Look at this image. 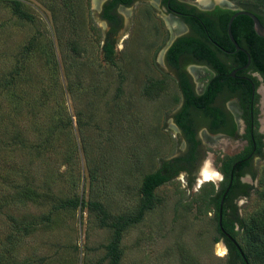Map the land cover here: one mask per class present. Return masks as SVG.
<instances>
[{"label":"rangeland","instance_id":"rangeland-1","mask_svg":"<svg viewBox=\"0 0 264 264\" xmlns=\"http://www.w3.org/2000/svg\"><path fill=\"white\" fill-rule=\"evenodd\" d=\"M106 1L0 0V264H109L106 246L125 221L120 264H228V256L215 255L214 210L205 213L199 198L220 183L196 190L198 166L186 188L175 178L156 187L136 219L147 206V178L187 150L173 122L181 95L163 60L173 29L153 0L120 8L108 57ZM190 68L201 90L212 73ZM257 77L264 141V82ZM237 134L201 133L199 164L207 156L221 172L245 146ZM249 169L254 176L242 181L255 190L237 202L248 226L238 236L242 246L264 221V151ZM28 190L41 198L26 200Z\"/></svg>","mask_w":264,"mask_h":264},{"label":"trees","instance_id":"trees-1","mask_svg":"<svg viewBox=\"0 0 264 264\" xmlns=\"http://www.w3.org/2000/svg\"><path fill=\"white\" fill-rule=\"evenodd\" d=\"M134 1L135 0H111L104 7L102 19L107 20L113 25V30L107 33L104 44V49L108 57H110L113 53L114 41H112L111 36L114 34L116 29L115 26L117 25L116 15H113L112 12L119 3L131 4ZM15 4L17 7H15L17 13L19 14V16L23 17L24 13L21 9L18 8L19 4L17 2ZM238 4L243 10L252 12L257 17H259L260 14L264 16V0H240ZM182 10L188 13H195L196 11L195 8H192L191 10ZM214 13L217 14L216 20H213L209 17L210 15H212V13L198 14H200L199 16L203 18L205 17L207 31H209L210 35L212 36L211 42L213 44H222L223 42H227L229 40L227 34L228 22L230 17L235 12L231 10H221L219 8H216ZM187 22L190 24L192 29H194L198 33V35H196L198 36V38L190 39L189 41H187V44H183L181 45V47H178V52L186 51L188 53H192L197 61L209 65L214 70L216 76L208 83L204 95L200 97H195L192 94L191 87L187 79H183L181 80V82H179V88H181V91L183 93L184 103L182 110L176 116V120L187 141V151L181 157L170 160H162L159 170L155 174L147 178L144 186V193L147 197V206L145 205L141 208L139 214L137 215V220L142 218L145 209H147L151 204L152 191L156 187L174 179L182 171L187 172L188 174L193 173L199 147V141L195 139V118L204 121L211 120V123L208 125L209 129L211 131H218L220 129V123L223 122L222 118L220 116V113L216 109L210 108L209 105L213 102L217 94L222 90L229 88L231 91H235L236 89L235 80L226 78L225 81H222L223 76L221 74L225 72H227L228 74L229 71H227V65L223 64L218 57L216 47L208 46L203 41V39H205L204 37L206 36V30H203L201 27H199L198 23L193 18H187ZM232 33L238 44L243 46L250 54L252 65L254 67L253 70L259 71L264 78V46L261 49H258L257 47V44L260 46H262V44L264 45V40L256 35L253 29L252 20L245 15L236 17L232 24ZM259 42L261 44H259ZM226 49L229 51L234 50L235 48H230L228 46L226 47ZM247 61L248 60L246 55H241L240 59H238V62H242L244 64H246ZM254 81L255 85L258 86L260 82L257 80ZM241 98L244 105L247 100L249 102L251 98L250 87L244 86L242 88ZM258 98L259 96L257 95V97L255 98V104L258 103ZM192 110H194V112H192ZM257 112L258 110L256 108L254 110V137L257 143L256 153L260 156L264 151V143L262 142L263 135L258 132L259 123L257 121ZM234 130L235 128L233 127V129L230 131V134H233ZM246 138L250 141V148L246 149V152H251L253 147L251 138L249 137V135H247ZM237 159L239 158L232 157V159L230 158L229 161L223 164V167L220 170L223 174L224 180L220 182V186L217 190H214V188H212L210 191L204 192L203 194L199 195L201 204L202 206H204L205 213H207L210 209L214 210L215 219L217 221V231L219 235V237L216 239V242L223 240L227 244L229 248L228 264H245L238 247L233 243L231 238L238 243L249 263L250 260L256 256L264 259V221H261L259 223L258 230L256 232H249L251 240H249L245 245L242 246L238 241V236L240 235V233H248V226L244 221V218L239 214V207L237 202L241 198H249L251 196V193L255 190L253 185L241 181L240 178L245 175L246 172H241L240 174L235 176L230 190L224 197L222 226L225 232L231 238H229L222 232L219 225L220 204L230 181L232 166ZM241 165H243V167H245L246 165L251 166V163L244 162ZM241 165H239L238 167H241ZM249 171L252 176H254L250 169ZM189 182L191 185L192 181L189 180ZM24 185L22 186V188H31L27 184ZM23 198H25L26 200L40 199L41 195L37 194L33 190H28ZM254 221L255 220H252V225L254 224ZM126 225V221L118 222L114 225V239L109 243V245L106 246L109 264H120L121 262L122 252L120 251L118 244L122 238V232ZM258 242L260 244L256 245V243Z\"/></svg>","mask_w":264,"mask_h":264},{"label":"flooded vegetation","instance_id":"flooded-vegetation-1","mask_svg":"<svg viewBox=\"0 0 264 264\" xmlns=\"http://www.w3.org/2000/svg\"><path fill=\"white\" fill-rule=\"evenodd\" d=\"M109 1L111 0H107L104 3L102 7L101 17L104 13V7L108 4ZM145 1H148V0H135L131 4L119 3L114 8V11L112 13L113 15L115 14L117 18V21H116L117 25L115 26L116 29H115L114 34L118 31L120 26H122V19L120 18L119 13H118L120 8H125L127 10L129 8H132V6H134L135 4L140 3V2H145ZM153 1H155V3L158 4V6L165 12V19L167 18L169 20H176L180 25V29L178 31H172L171 28L169 29L167 28L168 33L170 34L169 36L170 40L166 44V49H165V53L163 57V60L166 63V65L171 70L174 71V73L170 75L173 79L177 81L178 88H179V82H181V80L183 79H187L191 87L192 94L195 97H200L204 95L208 83L216 76L214 70L209 65H207L206 63L197 61L195 56L192 53H188L186 51L178 52V49H177L178 47H181V45L183 44H187V41H189L190 39L198 38V36H196L198 35V33L194 29H192L190 24L187 22V18H193L198 23L199 27H201L203 30H206V36L204 37L205 39L202 38L203 41L208 46L216 47V51H217L218 57L220 58L221 62L227 65V71H229V73L227 74V72H225L221 74L223 76L222 81H225L226 78H231L232 80H235L236 82L235 91H231L229 88L222 90L221 92L217 94L213 102L209 105L210 108L216 109L220 113V116L222 118L223 122L220 123V129L218 131H211L209 129L208 125L211 123V120L204 121V120L195 118V123H194L195 139L199 141V147H198L197 160L195 162V167L197 166L199 167L200 165L199 162L202 158V153H201L202 142H201V137H200L201 133L205 132L206 134L211 135L213 137L221 136V137L232 138V137H236V134L241 130L240 135L237 134V137H239V139L244 141L245 146L241 150H239L238 152H236L235 154L231 156L233 158H239L234 162L232 166V170L230 174V181L227 187L229 188V185L231 184L230 185V188H231L233 180L236 175L240 174L241 172H246L245 175L250 174V171H249L250 165H246L245 167H243V165L241 164L244 162H248L252 164L253 160L259 156L256 153L257 143L254 137V130H255L254 110L257 108V103L255 104V98L258 95V88H259L260 83L258 86H256L254 80L259 81L257 77L259 76L260 78H262L264 82V78L259 71L253 70L254 67L252 65L251 56L243 46L238 44L240 47V50H237L230 39L227 42H223L222 44H217V43L213 44L211 42L212 36L210 35L209 31H207V27L205 24V17L203 18L199 16L200 14L198 13H212V15L210 16L208 15V16L212 18L213 20H216L217 14L214 13L216 8H219L221 10H231V11H234L235 13L243 9L238 5V3L235 0H222L220 2L217 1V4L207 9H201L194 4L181 1V0H166V1L165 0H153ZM192 8L196 9L195 13H188L182 10V9L191 10ZM258 18L260 22L262 23V25L264 26V16L260 14ZM102 20L109 26L110 28L109 31L113 30V25L110 22H108L105 19H102ZM259 44L261 43L259 42ZM228 46L230 48L233 47L235 49L228 51L226 49V47ZM263 46H264L263 44L262 46L257 44L258 49L263 48ZM241 55L247 56L248 61L246 64L242 62L241 63L238 62V59H240ZM172 60H175V61H172ZM189 67H191L190 69H193V67L205 68L212 73V76L206 82V84L201 88V90L197 89L194 81L192 80L189 74V70H188ZM244 86L250 87L251 89V98L249 102L248 100L247 102H245V105L243 104V100L241 98L242 88ZM179 92L181 95V103H180L179 110L173 116V122L176 128L178 129L180 136L182 137L184 143L187 146V141L185 139V136L183 135V132L178 126L177 120H176V116L182 110L183 103H184L183 93L181 91V88H179ZM192 112H194V110H192ZM248 120H249V123H248ZM233 127L235 128L234 133L230 134V131L233 129ZM247 135H249V137L251 138V142L253 144L251 152H246V149L250 148V141L246 138ZM262 142L264 143L263 139H262ZM225 157L226 156H222L223 159ZM239 165H241V167H238ZM245 175H243L240 178L241 181ZM231 179H232V183H231ZM228 191L225 192L224 194L225 196L228 193Z\"/></svg>","mask_w":264,"mask_h":264},{"label":"clouds","instance_id":"clouds-1","mask_svg":"<svg viewBox=\"0 0 264 264\" xmlns=\"http://www.w3.org/2000/svg\"><path fill=\"white\" fill-rule=\"evenodd\" d=\"M194 188L199 190L205 184H213L217 185L224 180L223 174L215 167L214 162L209 157H205V159L201 162L198 170L194 173ZM175 180L180 184L181 189H184L188 186L187 181V173L180 172ZM229 254V248L227 244L220 240L217 242L215 246V255L218 258H225Z\"/></svg>","mask_w":264,"mask_h":264},{"label":"water","instance_id":"water-1","mask_svg":"<svg viewBox=\"0 0 264 264\" xmlns=\"http://www.w3.org/2000/svg\"><path fill=\"white\" fill-rule=\"evenodd\" d=\"M240 15H245V16H248L252 22H253V28H254V31L255 33L257 34V36H259L260 38L264 39V26L262 25V23L260 22L259 18L251 13V12H248V11H244V10H240L238 12H236L230 19H229V22H228V27H227V33H228V36H229V39L231 40V42L234 44V46L236 47L237 50H240V47L237 43V41L235 40L234 36H233V33H232V24H233V21L236 17L240 16ZM249 64V62H248ZM247 64V65H248ZM231 183H232V179H231ZM231 185V184H230ZM230 185H229V188H227L226 192L230 189ZM224 197L225 195L223 196V199L221 201V204H220V216H219V225L221 227V230L222 232L228 236L229 238H231L226 232L225 230L223 229V226H222V211H223V202H224ZM231 240L233 241V243L238 247L239 249V252L243 258V261L245 262V264H250L249 261L247 260V258L245 257L242 249L239 247L238 243L231 238Z\"/></svg>","mask_w":264,"mask_h":264},{"label":"bare ground","instance_id":"bare-ground-1","mask_svg":"<svg viewBox=\"0 0 264 264\" xmlns=\"http://www.w3.org/2000/svg\"><path fill=\"white\" fill-rule=\"evenodd\" d=\"M96 1H100V0H96ZM214 1H218V2H220V1H222V0H214ZM212 2V1H211ZM210 1H208V0H205L204 1V3H206V4H209L210 5V3H211ZM208 6V5H207ZM170 22H171V27H172V29H173V31H178L179 29H180V25H179V23L176 21V20H169ZM263 90V89H262ZM262 93H264V92H262Z\"/></svg>","mask_w":264,"mask_h":264}]
</instances>
